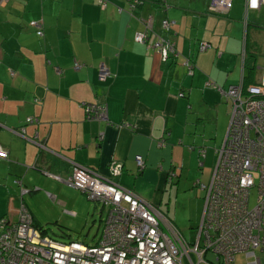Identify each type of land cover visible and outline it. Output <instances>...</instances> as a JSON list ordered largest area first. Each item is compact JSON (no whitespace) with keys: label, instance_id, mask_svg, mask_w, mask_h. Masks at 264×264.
Listing matches in <instances>:
<instances>
[{"label":"crops","instance_id":"1","mask_svg":"<svg viewBox=\"0 0 264 264\" xmlns=\"http://www.w3.org/2000/svg\"><path fill=\"white\" fill-rule=\"evenodd\" d=\"M107 1L7 0L0 8V145L9 151L0 158V219L18 220L23 201L32 211L36 192L55 199L50 192L68 186L75 164L160 206L175 178L213 172L229 127L220 120L230 124L232 111L216 87L245 83L246 65L261 79L264 3L248 11V0H232L221 16L209 10L212 0ZM157 36L174 47L167 62L151 48ZM203 42L211 48L201 52ZM89 103L106 104L108 121L88 122ZM30 116L38 121L27 124ZM115 163L122 173L112 177Z\"/></svg>","mask_w":264,"mask_h":264},{"label":"built area","instance_id":"2","mask_svg":"<svg viewBox=\"0 0 264 264\" xmlns=\"http://www.w3.org/2000/svg\"><path fill=\"white\" fill-rule=\"evenodd\" d=\"M212 2V14L226 15L233 1ZM263 3L248 0L246 9L259 10ZM135 40L145 44L148 37L138 34ZM153 48L163 60L175 53L173 45L161 38ZM75 66L77 70L82 67L79 63ZM99 76L103 80L111 76L103 63ZM221 92L231 99L233 109L224 144L217 151L212 182L203 187L207 190L206 204L194 245L189 246L153 204L110 178L75 164L66 184L108 208L101 243L95 247L55 243L33 226V216L23 204L18 221L0 220V264H235L238 253L254 259L248 264H264L255 252L261 248L264 257V69L257 85L245 89L241 82ZM85 107L89 119L108 121L107 107ZM0 156H8L1 145ZM136 162L144 167L142 157ZM110 170L112 177L119 176L122 165L112 164ZM256 188L257 205L249 208ZM209 252L217 255L218 263L203 258Z\"/></svg>","mask_w":264,"mask_h":264},{"label":"rangeland","instance_id":"3","mask_svg":"<svg viewBox=\"0 0 264 264\" xmlns=\"http://www.w3.org/2000/svg\"><path fill=\"white\" fill-rule=\"evenodd\" d=\"M228 126L229 119L222 117L220 129L226 130ZM211 175L209 174L207 179L200 176L196 178L195 174L189 177L188 173H185L183 181L174 175V183H169L165 195L162 194L161 210L191 243L197 239L196 234L200 231L199 224L205 207V190L197 187V184L200 179L202 180L200 184H208ZM47 192L46 190L44 193L36 192L37 202H34L32 212L36 215L37 223L47 229L52 239L59 242L73 241L94 246L104 230L107 212H102L101 206L88 201L86 195L70 186H64L59 194L50 192L55 199L48 196ZM74 211L75 216L71 213ZM212 258L213 255L210 256V259ZM248 262L249 258L247 259L244 254L236 256V264Z\"/></svg>","mask_w":264,"mask_h":264},{"label":"trees","instance_id":"4","mask_svg":"<svg viewBox=\"0 0 264 264\" xmlns=\"http://www.w3.org/2000/svg\"><path fill=\"white\" fill-rule=\"evenodd\" d=\"M138 2V3H137ZM7 3V0L5 1V2H1L0 3V8L1 7H3L5 4ZM135 3H137V4H139V1L137 0V1H135ZM99 5H100V7H106L107 5H108V1L107 0H99ZM231 9V8H230ZM210 10V9H209ZM214 14H217V15H221V14H218V13H214ZM221 16H226V15H221ZM40 25V24H39ZM36 27H38V31H37V33H38V35H40V36H43L44 35V33H43V26L42 25H40V26H37V24H36ZM159 38L160 37H158L157 36V39L159 40ZM147 43H149V40L147 41ZM142 44V43H141ZM203 44H205L206 45V48L203 50L202 49V47H203ZM149 45H150V43H149ZM171 45H172V43H171ZM153 46L154 45H151V48L153 49V50H155V51H157L156 49H154L153 48ZM209 48H211V45L209 44V43H206V42H203L202 43V45H201V47L199 48L200 49V51L201 52H204V51H207ZM160 53V52H159ZM175 54V53H174ZM174 54H172V53H170L169 54V56H168V58L166 59V60H163L162 59V55H161V59H162V61H165V62H167L168 60H169V58L170 57H172V55H174ZM76 63H79V62H76ZM75 63V64H76ZM187 67H188V73H189V66H190V68H192V71H193V66L190 64V62H188L187 63V65H186ZM107 67V66H106ZM75 68H76V66H75ZM108 68V67H107ZM245 68H247L248 69V76H246V80L248 81H246L245 83H249V85L247 86V84H246V86L247 87H245V83H244V87H245V89H248L249 87H252L253 85H257L258 84V81L257 80H254V78H255V75H256V66L255 65H253V66H245ZM76 70V69H75ZM12 73V75H14V71H12L11 72ZM99 73H100V68H99ZM193 73V72H192ZM194 74V73H193ZM193 74H191L190 73V75H193ZM100 77V76H99ZM110 78V77H109ZM109 78H107V79H109ZM100 79H101V77H100ZM106 79V80H107ZM102 81H103V79H101ZM106 80H104V81H106ZM239 86V85H238ZM231 87H237V86H230L229 87V89L231 88ZM219 89V91L221 92V90L222 91H224V92H228L229 91V89L228 90H223L220 86H217L216 87V89ZM221 94H222V92H221ZM223 95V94H222ZM225 98H226V100L228 101V102H231V107H232V101H231V99L229 98H227V96H225V95H223ZM42 102V100H41V98L40 99H36V103H41ZM89 104H92V105H94V106H101V105H103V106H105V107H107V105L106 104H102V103H100V104H96V103H89ZM89 104H87V105H89ZM86 107H84V111H85V113H86ZM107 109H108V107H107ZM232 109H233V107H232ZM230 115H231V113H230ZM86 116H88V114L86 113ZM87 118V121L88 122H90V121H96V122H101V121H98V120H96V119H89L88 117H86ZM26 121H27V124H30V123H32V122H36V121H38V118L37 117H32V116H30V118H27L26 119ZM26 127V126H25ZM24 126H23V128L20 130V131H25V128ZM14 130V129H13ZM18 131L19 130H15V132H17L18 133ZM224 144V142L221 144V146H219V148H217L216 150H215V154H216V161H215V164H214V169H213V172H212V175H211V179H210V181H209V183L208 184H204V183H201L200 184V181H198V184H197V187L199 186L202 190H205V193H206V195H205V199H206V196H207V190L206 189H204L203 187L205 186V187H208L209 186V184L212 182V177H213V174L215 173V170H216V164H217V162H218V153H217V151L222 147V145ZM2 146V145H1ZM3 147V146H2ZM4 148V147H3ZM6 150V149H5ZM7 151V153H8V156H9V151L8 150H6ZM200 153H201V155L204 157L205 155V151H200ZM2 157V156H0V158H6V159H8L9 157ZM143 161H144V159H143ZM136 164H137V162H136ZM80 165V164H79ZM85 167V166H84ZM137 167H139L138 165H137ZM86 168H88V167H86ZM140 168V167H139ZM88 169H90V168H88ZM90 170H93V169H90ZM93 171H95V170H93ZM95 172H97V171H95ZM98 173V172H97ZM257 176V178H258V175H256ZM169 179H171V180H173L172 178H170L169 177ZM117 183V182H116ZM119 184V183H118ZM257 184V183H256ZM120 185V184H119ZM70 186V185H69ZM71 187V186H70ZM123 187V186H122ZM73 188V187H72ZM124 188V187H123ZM75 189V188H74ZM77 190V189H76ZM84 194V193H83ZM85 195V194H84ZM86 197H87V199H88V196L86 195ZM88 201H90L89 199H88ZM90 202H94L96 205H98V206H101L99 203H97V202H95V201H90ZM23 204H25L26 206H27V208H28V210H29V212H30V214H32V216H33V226H36L40 231H41V233H42V235L43 236H49V237H52V236H50L49 234H48V232H47V229H45L44 227H42V226H40L38 223H37V221H36V219H35V214H33V212L30 210V208H29V206L27 205V203H25L24 201L22 202ZM205 204H206V201H205ZM152 205V204H151ZM154 205V204H153ZM257 205V188H256V190H254V192L252 193V196H251V203H250V207L249 208H253V207H255ZM156 208H158V210L160 211V213L175 227V228H177L178 230H179V228L177 227V226H175L174 225V223H173V221L169 218V217H167L166 215H165V213H163V211L161 210V207L160 206H156V205H154ZM101 208H102V212H107L106 213V218H107V216H108V208L107 207H104V206H101ZM205 208V207H204ZM203 212H204V210H203ZM20 213H21V211H20ZM72 213V212H71ZM74 213H72V215H73ZM20 215V214H19ZM21 216V215H20ZM203 216H204V214H203ZM203 218V217H202ZM2 219V218H1ZM0 219V220H1ZM19 220V219H18ZM18 220H13V221H18ZM202 221V220H201ZM201 224V223H200ZM199 224V225H200ZM1 225V224H0ZM104 226H105V221H104ZM103 229H104V227H103ZM163 229H165L166 231H167V229L165 228V227H163ZM0 230H1V227H0ZM103 232H104V230H103ZM103 232H102V235H101V237H100V239L98 240V242L97 243H95V245H99L100 243H101V239H102V236H103ZM179 232H180V234H182L181 233V231L179 230ZM182 236H183V234H182ZM184 237V236H183ZM196 237H197V234H196ZM185 238V237H184ZM197 239H198V237H197ZM197 239H196V241L195 242H197ZM55 240V239H54ZM185 240H186V242H187V244L189 245V246H192V245H194L195 244V242H193V243H191V242H189V241H187V239L185 238ZM55 243H61V244H64V245H71V243H79V242H73V241H71V243H64V242H59V241H57V240H55ZM95 245L94 246H90V245H87V246H90V247H95ZM256 252V256L259 258H263L264 259V257H263V254H262V249L261 248H259L258 250H256L255 251ZM238 254H244V253H238ZM238 254H236V256L238 255ZM213 255V258L212 259H210V256H212ZM207 256V257H206ZM206 256H204L203 258L205 259V258H207L206 260H209V261H211L212 263L214 262V263H218L219 261H218V259H217V255L215 254V253H213V252H209L208 254H206ZM236 256H235V259H236ZM192 257H193V259H196L195 257V255L193 254L192 255ZM245 257H246V255H245ZM247 258V257H246ZM249 258V262L248 263H250V262H252V261H254V259L253 258H250V257H248ZM247 258V259H248ZM235 264H236V260H235Z\"/></svg>","mask_w":264,"mask_h":264},{"label":"clouds","instance_id":"5","mask_svg":"<svg viewBox=\"0 0 264 264\" xmlns=\"http://www.w3.org/2000/svg\"><path fill=\"white\" fill-rule=\"evenodd\" d=\"M81 244V243H80Z\"/></svg>","mask_w":264,"mask_h":264}]
</instances>
